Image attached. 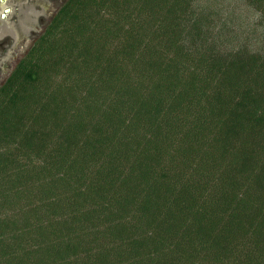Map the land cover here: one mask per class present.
Masks as SVG:
<instances>
[{
    "label": "trees",
    "instance_id": "1",
    "mask_svg": "<svg viewBox=\"0 0 264 264\" xmlns=\"http://www.w3.org/2000/svg\"><path fill=\"white\" fill-rule=\"evenodd\" d=\"M0 264H264V0H66L0 85Z\"/></svg>",
    "mask_w": 264,
    "mask_h": 264
},
{
    "label": "rangeland",
    "instance_id": "2",
    "mask_svg": "<svg viewBox=\"0 0 264 264\" xmlns=\"http://www.w3.org/2000/svg\"><path fill=\"white\" fill-rule=\"evenodd\" d=\"M65 1L0 0V85Z\"/></svg>",
    "mask_w": 264,
    "mask_h": 264
},
{
    "label": "flooded vegetation",
    "instance_id": "3",
    "mask_svg": "<svg viewBox=\"0 0 264 264\" xmlns=\"http://www.w3.org/2000/svg\"><path fill=\"white\" fill-rule=\"evenodd\" d=\"M7 10V9H6ZM4 14L1 15V17L3 18Z\"/></svg>",
    "mask_w": 264,
    "mask_h": 264
},
{
    "label": "water",
    "instance_id": "4",
    "mask_svg": "<svg viewBox=\"0 0 264 264\" xmlns=\"http://www.w3.org/2000/svg\"><path fill=\"white\" fill-rule=\"evenodd\" d=\"M6 11H9V9H7ZM4 17V16H3Z\"/></svg>",
    "mask_w": 264,
    "mask_h": 264
}]
</instances>
